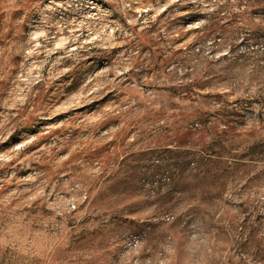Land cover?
Wrapping results in <instances>:
<instances>
[{"label": "rangeland", "instance_id": "1", "mask_svg": "<svg viewBox=\"0 0 264 264\" xmlns=\"http://www.w3.org/2000/svg\"><path fill=\"white\" fill-rule=\"evenodd\" d=\"M0 264H264V0H0Z\"/></svg>", "mask_w": 264, "mask_h": 264}]
</instances>
